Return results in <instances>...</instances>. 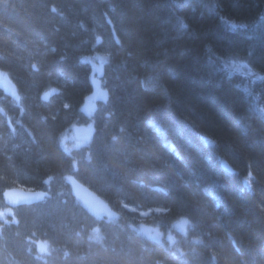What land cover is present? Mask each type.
<instances>
[{
  "label": "trees",
  "instance_id": "trees-1",
  "mask_svg": "<svg viewBox=\"0 0 264 264\" xmlns=\"http://www.w3.org/2000/svg\"><path fill=\"white\" fill-rule=\"evenodd\" d=\"M94 53L108 100L78 160L60 135L85 122ZM231 57L264 75V0H0V73L20 101L0 85V212L8 189L49 193L0 222V264H264V121ZM71 174L117 221L70 196ZM123 205L163 209L146 220L163 229L188 219L192 255L141 234Z\"/></svg>",
  "mask_w": 264,
  "mask_h": 264
},
{
  "label": "rangeland",
  "instance_id": "rangeland-1",
  "mask_svg": "<svg viewBox=\"0 0 264 264\" xmlns=\"http://www.w3.org/2000/svg\"><path fill=\"white\" fill-rule=\"evenodd\" d=\"M263 19L259 22L262 23ZM258 22V23H259ZM84 62L91 66L93 74V91L87 98L84 106V123H74L66 130L61 138L60 144L62 149L74 158H78L83 154L84 149L90 146V140L93 136L96 124L94 123L96 112L101 108V105L107 103L108 94L102 81V68L107 63V57L100 53H94L83 58ZM224 71L240 82L247 99L249 100L254 112L264 121V75L257 73L251 67L249 61L231 57L222 62ZM4 74L0 73V85L5 88L8 93H15L11 84ZM12 94V93H11ZM84 126L90 130L87 137L78 139L75 135V127ZM203 142L210 148H213L214 143L206 137H202ZM211 141L212 143H206ZM66 183L69 187L70 196L87 208L94 216L105 221H117V214L104 201L97 197L93 192L79 183L71 174ZM123 208L129 213L128 222L135 224L137 230L146 235L150 240L164 246L167 250L179 258H189L193 251L194 240L188 238L191 227L190 221L186 218H181L179 221L167 225L165 229L158 225H149L146 220L153 215H161L163 211H157L159 208L151 210H141L136 207L123 205ZM14 222L13 209H5L0 212V222ZM91 239L99 241L101 235L98 229H94L90 234Z\"/></svg>",
  "mask_w": 264,
  "mask_h": 264
},
{
  "label": "water",
  "instance_id": "water-1",
  "mask_svg": "<svg viewBox=\"0 0 264 264\" xmlns=\"http://www.w3.org/2000/svg\"><path fill=\"white\" fill-rule=\"evenodd\" d=\"M76 136L78 138H84L87 136L88 131L84 127H77L75 129ZM223 166L228 170L232 171L230 169L229 165L226 162H223ZM49 194L44 191H30L23 188H13L10 190H7L4 195V201L7 206L11 208H16L24 205H33L36 203H40L44 201L45 198H47Z\"/></svg>",
  "mask_w": 264,
  "mask_h": 264
},
{
  "label": "bare ground",
  "instance_id": "bare-ground-1",
  "mask_svg": "<svg viewBox=\"0 0 264 264\" xmlns=\"http://www.w3.org/2000/svg\"><path fill=\"white\" fill-rule=\"evenodd\" d=\"M230 77V76H229ZM231 80H233V77H231L230 78ZM235 79V78H234ZM236 80V82L238 83V85H239V91H241L242 90V92H244L243 91V89L241 88V84H240V82L237 80V79H235ZM245 94V93H244ZM249 101V100H248ZM250 103V102H249ZM99 115L102 117L103 116V111H100L99 112ZM183 122H185L186 124H187V122H186V120H184L183 119ZM94 123L96 124L97 122L94 120ZM102 124H104V122H101ZM153 125H156V126H159L160 125V123L158 122V121H154L153 123H152ZM189 126V125H188ZM71 127V126H70ZM69 127V128H70ZM190 127V129H193L192 128V126L190 125L189 126ZM68 130V129H67ZM86 131H88V129H86ZM62 132H61V135H60V138H61V136H62ZM89 134V133H88ZM210 139V138H209ZM172 140L171 139H168V142H171ZM204 143V142H203ZM205 144V143H204ZM205 146L208 148V149H210V150H213L214 149V147L215 146H213V148H210V147H208L206 144H205ZM210 152H212V151H210ZM212 153H214V152H212ZM81 157H82V155H80L79 157H78V160H81ZM220 157H222L221 155H220ZM223 162H226L227 164H228V162L225 160V159H223ZM229 165V164H228ZM222 167H223V169L225 170V172H227V173H229V174H234V169L229 165V167H230V169H232V171H228L223 165H222ZM243 186H244V188L246 189V190H248L249 188H250V185H249V183H250V179L248 178V177H244L243 178Z\"/></svg>",
  "mask_w": 264,
  "mask_h": 264
},
{
  "label": "snow or ice",
  "instance_id": "snow-or-ice-1",
  "mask_svg": "<svg viewBox=\"0 0 264 264\" xmlns=\"http://www.w3.org/2000/svg\"><path fill=\"white\" fill-rule=\"evenodd\" d=\"M55 11V9H53ZM186 27V25H184ZM233 27H235V25H233ZM65 108H68L69 105L65 104L64 105ZM113 139H115V137H113ZM206 143H212L211 141H206ZM125 207H127V205H124ZM217 207H219V205H217ZM157 211H164L163 209H157Z\"/></svg>",
  "mask_w": 264,
  "mask_h": 264
}]
</instances>
